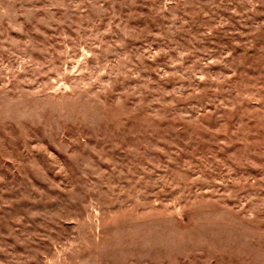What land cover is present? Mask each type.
<instances>
[{"label": "rangeland", "instance_id": "obj_1", "mask_svg": "<svg viewBox=\"0 0 264 264\" xmlns=\"http://www.w3.org/2000/svg\"><path fill=\"white\" fill-rule=\"evenodd\" d=\"M0 264H264V0H0Z\"/></svg>", "mask_w": 264, "mask_h": 264}]
</instances>
